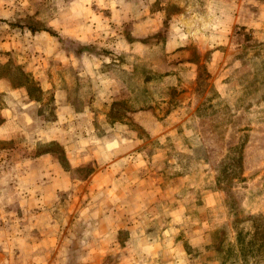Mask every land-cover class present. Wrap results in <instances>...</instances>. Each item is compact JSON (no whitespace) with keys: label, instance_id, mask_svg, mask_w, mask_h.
<instances>
[{"label":"rangeland","instance_id":"374dc122","mask_svg":"<svg viewBox=\"0 0 264 264\" xmlns=\"http://www.w3.org/2000/svg\"><path fill=\"white\" fill-rule=\"evenodd\" d=\"M107 1H10L15 20L1 27L24 47L26 61L17 52L15 64L0 67L12 85L0 91V264H264V36L250 44L244 37L233 59L257 60L236 71L224 68L218 85L208 68H198L209 92L198 117L189 116L197 147L181 152L152 145L147 140L157 133L132 128L126 134L139 144L132 150L138 160L110 163L120 150L108 152L99 140L117 145L124 133L113 123L127 115L124 122L136 126L131 112L146 96L144 87L138 86V98L130 91L135 84L124 83L135 64L120 56L119 40H130L133 17L154 0L124 1L121 20L104 33ZM196 1L160 0L154 8L164 3L170 17L180 4ZM91 23L94 32L83 40L79 32ZM57 51L74 57L75 65L65 62L61 70L50 62ZM147 59L138 74L151 66ZM45 72L49 84L40 92L36 83ZM77 73L80 81L72 77ZM181 93L165 88L161 97L176 106ZM8 108L10 122L1 113ZM121 206L127 212H119Z\"/></svg>","mask_w":264,"mask_h":264},{"label":"crops","instance_id":"0c3cea01","mask_svg":"<svg viewBox=\"0 0 264 264\" xmlns=\"http://www.w3.org/2000/svg\"><path fill=\"white\" fill-rule=\"evenodd\" d=\"M10 1L0 0V28H2L1 25L7 28L15 20V3H10ZM124 1L126 0L107 1L106 8L108 11L103 13L102 17L104 33L107 32V29L111 30L114 19L121 20ZM159 1L144 2L139 7L138 13L132 19L130 40H126V42L119 40V51L115 49L120 53V56H128L135 64L130 69H135V72L131 73L133 77L124 83L135 84L134 90L130 91L137 92L136 97L139 93L138 86L140 88L144 87L146 96L142 95L143 104L136 106L135 110L131 112L137 118L136 126H129L128 123L124 122L127 115L113 123L114 131L124 133L123 135L120 134L122 138L117 145H113L107 138L106 140H99L100 144H103L102 147L107 148L108 152L114 153L115 149L120 150L118 155L109 157L110 163L117 161L120 164L128 165L138 160L137 153L132 152V150L138 147L139 144L137 141L129 140L126 134L133 132L134 128L138 132L157 133L158 135L155 138L147 140V143L152 142V145L162 144L161 147L169 148L170 146L180 149L181 152L188 148L197 147L196 139L192 134L195 130L191 125L189 116L198 117L199 107H202V103L207 100L209 92V86L207 85L209 80H199L198 68H208L209 73H212L211 83L218 85L217 76L224 68L236 71L239 67H248L257 60L255 55H249L247 62L241 63L239 60L233 59L232 53L241 50L239 49L240 43L245 41V36L248 37L247 44L253 42L252 40L256 37L264 36V0H199L194 5L185 6L180 4L179 11L170 17L167 15L166 9L163 8L164 3L161 4L160 2L159 7L154 8L156 2ZM74 14H78V12L75 11ZM86 14L90 16L89 13ZM78 15L81 17L80 14ZM93 16H95L97 22L101 23L100 16L96 14ZM94 28L93 23L87 24L82 32H79V36L83 40H88L92 36ZM7 32L9 35H6V30L3 29L4 34H0V67H10V61L15 64L14 58H16L17 52H23L24 62L26 61L24 47L21 48L16 45L14 35L10 34L9 29H7ZM67 34V37L74 39V33L69 31ZM158 37H161V39ZM115 48H117V45ZM145 59H147L145 63H150L151 66L147 67L146 72L143 71V75L138 74V71H140L138 64ZM74 61V57L66 56V54L59 53V51L55 53L53 59H50V62H54L61 70L65 62H72L74 66ZM13 66L15 67V65ZM121 68L128 70V66H122ZM46 72L44 77L40 78L39 83H36L40 92L46 90L49 84ZM72 77H77L76 79L80 81L82 76L77 73ZM198 84H204L205 88L207 86V91L203 93L196 92L195 87ZM11 87L9 80L0 77V91L8 93ZM123 88H125V85ZM165 88H179L182 91L177 97L179 105L171 106V98L161 97V93ZM18 89L20 92H24L29 103H32L34 98L27 92L26 86L21 85ZM71 95L74 96V93L72 92ZM210 99L218 100L217 96H214V92H211ZM93 103H96V101ZM1 113L5 114L10 122V117L13 116L11 110L9 108L1 110ZM90 113L91 110L89 109L88 114L82 116H87ZM108 114H110L109 109H105L103 115L107 117ZM144 116L145 118L138 121L139 117ZM149 116L153 119L150 120ZM89 125H92V123H89ZM92 131H95L94 127ZM94 137L93 134L88 139L94 141ZM140 143L144 144L142 141ZM77 144L85 145L84 141L81 140H78ZM92 144L94 145V143ZM50 146L55 145L50 142ZM96 146H98L97 143L93 147ZM138 155H140L139 152ZM133 159L135 160L132 161ZM169 162L170 164L176 163L173 157L169 159ZM121 190H124V188L119 187V191ZM123 193L124 191L121 192V194ZM167 193L174 194V191L169 189ZM136 204L134 207L139 209L140 205ZM180 209L185 212L184 207ZM180 209L178 212L181 213ZM124 211L127 212V208L121 206L119 212ZM145 219V216L141 217L142 221Z\"/></svg>","mask_w":264,"mask_h":264}]
</instances>
